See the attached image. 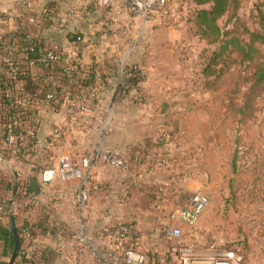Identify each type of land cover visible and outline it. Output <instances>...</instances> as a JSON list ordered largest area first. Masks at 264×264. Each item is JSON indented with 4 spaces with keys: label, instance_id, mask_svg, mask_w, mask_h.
Instances as JSON below:
<instances>
[{
    "label": "crops",
    "instance_id": "obj_1",
    "mask_svg": "<svg viewBox=\"0 0 264 264\" xmlns=\"http://www.w3.org/2000/svg\"><path fill=\"white\" fill-rule=\"evenodd\" d=\"M2 1L4 7L13 3L9 12L14 16L24 8L23 0ZM27 1L37 10L54 8L52 22L40 30L62 48L65 62L74 64L67 67L68 75L78 70L81 77L87 71L92 76L73 97L64 96L58 108L40 104L36 141L21 159L16 150L0 149V197L8 183L3 178L18 181V192L8 199L0 225V264H8L14 250L11 211L18 229L27 226L31 232L29 239L21 238L24 251L14 264H107L108 253L121 252L129 242L119 230L124 224L142 235L146 253H158L159 264L171 263L173 244L160 228L181 196L180 183H172L171 177H180L186 125L181 109L172 108L179 103L176 98L196 93L192 86L203 67L200 46L206 44L189 29L196 5L192 0H169L147 19L134 13L130 0H113L108 6L89 0ZM246 1L248 12L252 3ZM77 35L81 40H73ZM133 65L144 75L141 95L132 90L121 96L119 84ZM163 133L168 135L166 143L159 141ZM6 146L16 148L5 140ZM107 148L123 153L129 170L103 159L92 164L85 208L76 199L80 179L42 182L43 170L63 156L76 161ZM161 158L171 159L173 166L160 168ZM149 195L160 197L159 203L143 205Z\"/></svg>",
    "mask_w": 264,
    "mask_h": 264
},
{
    "label": "rangeland",
    "instance_id": "obj_2",
    "mask_svg": "<svg viewBox=\"0 0 264 264\" xmlns=\"http://www.w3.org/2000/svg\"><path fill=\"white\" fill-rule=\"evenodd\" d=\"M4 2L0 0V11L12 14L13 3L4 7ZM227 23L243 39V22ZM199 40L206 44L200 52L216 48ZM250 54L252 67L233 53L222 76L207 83L201 70L192 86L195 95L175 99L179 103L172 109H181L186 125L179 202L197 191L211 197L197 225L187 228L179 243L200 248L214 242L234 248L243 264H264V83L254 87L248 78L255 64H264V43L258 42ZM147 255L159 264L158 253L150 250Z\"/></svg>",
    "mask_w": 264,
    "mask_h": 264
},
{
    "label": "trees",
    "instance_id": "obj_3",
    "mask_svg": "<svg viewBox=\"0 0 264 264\" xmlns=\"http://www.w3.org/2000/svg\"><path fill=\"white\" fill-rule=\"evenodd\" d=\"M192 1L196 7L189 21L191 33L216 46L201 52L205 81L208 83L212 78L222 76L230 67L228 58L236 52L240 61H247L252 67L254 60L250 53L258 42L264 43V0H251L248 12L243 0ZM22 5L24 8L16 16L0 11V147L10 133L16 136L15 149L8 146L0 149L16 150L19 159L36 141L40 104L48 102L58 108L64 96L70 93L73 97L80 87L89 84L92 76V72L87 71V76L81 77L76 74L78 70L68 75L67 67L74 64L65 62L67 59L62 48L53 44L40 30L52 22L54 8L44 6L37 10L27 0H23ZM225 17L226 23L221 26L219 21ZM238 19L245 26L243 39L234 35L227 23ZM72 38L81 40L80 35ZM35 66L41 70L35 71ZM126 69L131 75H124L125 81L119 84V95L132 90L141 95L143 73L136 65ZM248 78L254 87L263 84L264 64H255ZM6 179L8 183L2 186L0 197V203L5 205L15 187L13 178L5 177L3 181ZM157 202L158 196L149 195L141 203L154 206Z\"/></svg>",
    "mask_w": 264,
    "mask_h": 264
},
{
    "label": "built area",
    "instance_id": "obj_4",
    "mask_svg": "<svg viewBox=\"0 0 264 264\" xmlns=\"http://www.w3.org/2000/svg\"><path fill=\"white\" fill-rule=\"evenodd\" d=\"M89 1L98 6H108L113 0ZM130 1L134 13L150 19L155 13L163 9L169 0ZM124 74L131 75V72L125 69ZM124 81L123 77L121 82ZM159 141L166 143L168 141L167 133L161 134ZM6 142L9 145L15 144L16 136L10 133ZM100 159H103L108 164L119 167L124 172H127L130 167V163L123 153L107 148L95 151L93 155L80 157L76 161L69 156H63L57 165H50L43 170L42 182L48 184L56 179H80L82 186L76 194V199L80 207L85 208L90 198L88 168ZM158 166L160 168L171 167L173 166V161L169 158H161L158 161ZM181 181L182 177H171L172 183H180ZM210 200L211 197L208 193L197 191L187 201L175 206L169 213L168 221L162 224L160 228L162 236L173 244L172 264H243L242 259L234 248L220 246L214 242L200 248L181 247L179 240L184 236L185 230L187 228L192 229L197 225L200 216L209 205ZM159 201L160 197H158L156 205ZM6 208L7 205L0 203V225L2 223L3 212L6 211ZM119 230L128 236L129 242L121 252L108 253L107 264H156L149 260L147 253L142 249V235L138 231L133 229L129 224L121 225ZM19 232L22 239H29L31 236L30 229L27 226H21Z\"/></svg>",
    "mask_w": 264,
    "mask_h": 264
},
{
    "label": "water",
    "instance_id": "obj_5",
    "mask_svg": "<svg viewBox=\"0 0 264 264\" xmlns=\"http://www.w3.org/2000/svg\"><path fill=\"white\" fill-rule=\"evenodd\" d=\"M0 159L2 161H4V159L2 157H0ZM14 175H15V178L17 179V172L14 171ZM18 190V181H16V184H15V187H14V190H13V196L16 194ZM13 203V197L10 199V204ZM10 221H11V232H12V235L14 237V250H13V253H12V257H11V260L8 264H14L17 256L19 255V252L21 250V236H20V232H19V229L17 227V224H16V221H15V215H14V212H10Z\"/></svg>",
    "mask_w": 264,
    "mask_h": 264
}]
</instances>
